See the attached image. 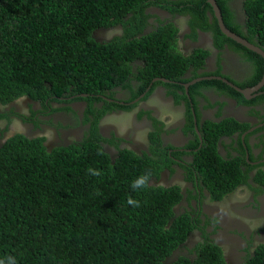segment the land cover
<instances>
[{"label":"trees","instance_id":"1","mask_svg":"<svg viewBox=\"0 0 264 264\" xmlns=\"http://www.w3.org/2000/svg\"><path fill=\"white\" fill-rule=\"evenodd\" d=\"M215 2L229 29L262 46L264 0ZM232 2L242 22L231 17ZM151 5L189 14L196 26L210 30L215 46L226 43L242 52L251 61L254 77L261 75L262 58L220 31L206 0H0V103L19 95L43 100L72 93L90 102L101 99L94 94L105 95L112 85L130 87L129 78L136 81L132 98L154 76L175 77L188 64L198 66L207 50L196 48L182 55L175 46V24L143 29L150 14L145 8ZM206 12L211 14V23ZM125 15L130 32L115 30L102 38L92 34L95 29L113 27ZM190 35H195L194 30ZM134 60L136 69L132 70ZM209 81L231 96L240 95L220 80ZM164 84L166 93H174L178 85ZM196 85L190 86V95ZM81 92L86 95H79ZM182 97L186 99V95ZM10 111L12 107L0 110V117L6 119ZM185 127L193 130L189 114ZM205 127L213 129L214 136L201 153L200 158L208 156L209 160L200 167V178L213 199L245 177L236 161L216 153L214 143L216 136L241 124L228 118ZM89 134L80 143L51 149L44 147L40 137L28 138L19 132L0 142L3 264H226L219 246L208 241L196 246L192 258L184 254L168 258L173 248L183 244L197 216L193 219L188 214L192 209L173 215L172 205L180 197L177 185L131 187L138 176H158L172 161L168 154L124 147L111 156L97 141L100 135L95 123ZM149 135L152 142L157 140V130ZM88 168L101 175H91ZM130 197L140 206L128 204ZM241 264H264V243Z\"/></svg>","mask_w":264,"mask_h":264},{"label":"flooded vegetation","instance_id":"2","mask_svg":"<svg viewBox=\"0 0 264 264\" xmlns=\"http://www.w3.org/2000/svg\"><path fill=\"white\" fill-rule=\"evenodd\" d=\"M230 5L233 20L242 22L238 12L235 11V3L232 2ZM146 8L145 11L150 14L146 16L143 29L150 30L158 24L172 22L177 27L176 39L178 46L176 45V47L181 53H193L194 49L203 48L202 46L205 44L203 42H207L205 47L207 54L202 57V62L198 67L199 75L204 77L213 74L222 75L242 87H250L257 83L260 77H254L253 67L248 60L244 59L243 53L229 48L225 43L215 46L210 30H204L196 26L194 19L190 20L189 14L180 11L170 12L167 8L158 5ZM195 9L197 8L195 7ZM206 13L208 15L207 19L211 23V14ZM188 22L195 26L190 28ZM108 28L111 27H102L95 29V31L100 30L104 36ZM191 30H194L195 35L190 38L188 35ZM261 47L264 50V43ZM191 66V64L188 65L189 68L185 70L182 77H185L189 71L192 72L193 67ZM189 77L194 78L197 75H190L185 78ZM127 81L130 87L122 86L123 83L112 85L104 91L105 95L94 94L100 95L101 99H93L90 102L89 99L79 98L75 96L76 93H72L68 96L67 94L62 96L53 95L43 100L34 99L27 95H19L6 103H0V110L13 108V112H8L6 119L0 117V142L14 132H20L28 138L40 137L41 143L47 149H51L57 145H66L83 139V135L87 133L88 129L91 128V123L94 122L101 137L99 142L103 148H111L110 155L116 154L114 145L112 146L109 141L110 137L117 140V146L126 143L135 151L146 149L145 146L142 147L141 145L144 140H148L149 144L155 149L162 147V151L164 149L172 160L171 162H173L171 163L173 168L171 174H175L170 176H174L172 179L179 187L180 197L183 198L184 191L188 190L185 197H192L189 202L196 208L198 206L202 207L204 205L202 199L206 194V190L198 181L202 178L200 167L204 168L205 161H208L209 158L206 156V159L197 167L192 166V162L201 149L207 148L210 141L203 134L202 139L197 138L196 145H187L189 139H185L184 142L180 143L178 139L186 135H189L188 137L192 136L191 133L184 131L185 108L183 99L180 103L168 101V97L164 98L163 96V87L161 86H154L147 93H145V89L131 98V91L134 90L136 81L133 78H129ZM195 83L198 87L192 92V98L201 100V95L205 94L209 100L217 99L221 101L223 99L221 114L223 113L224 117L235 119L241 124L240 128L229 131V134L219 136L215 143V151L222 157L237 159L241 168L246 171L247 181L259 190L254 195L256 202L250 197H243L244 202L233 203L230 194L225 193L219 199V203L223 207L217 206L219 207L217 209L215 206L216 210H206L207 213H217L218 215H216L215 220H209V225L205 224L201 229L196 230V239L201 237L203 240L217 242L224 249L227 239L233 237L229 234L232 229V233L237 230L242 233L241 238L247 246L252 243L257 245L259 242L264 241V81L254 90L239 92L238 97L224 92H217L204 81L199 83L196 79ZM81 93L78 94L86 95V93ZM73 96L75 97L72 98ZM132 102H135V104H132ZM130 103L132 106L123 107ZM164 109L169 110L173 117L164 116ZM135 111H141L137 119H135ZM207 112L209 110L203 112L204 117H209ZM71 115L75 118V122L72 120ZM156 119L160 122H155ZM199 121L201 120L199 119ZM5 123L6 128L3 129ZM155 129H159L158 135L160 138L157 136V140L152 142L149 138V131ZM7 130L12 132H6ZM137 131L139 135H137ZM117 136L121 137L116 138ZM185 167L190 170L192 182L185 178L189 174L188 170L185 172ZM162 168L164 169L160 171L159 177L168 180L169 177H166L168 176L166 173L168 169L165 166ZM151 182L155 184L156 180L151 179ZM172 184L174 183L171 181L169 185ZM180 202L183 203V200ZM251 202L255 203L256 206L252 205ZM186 208L188 209V207ZM206 212L201 210L199 219L201 215L206 216ZM188 214L194 219L196 212H189ZM240 214L244 215L245 218H250L255 224L253 226H241ZM192 236V231H188L185 236L188 238L184 240L185 243L183 242L185 246L180 245L179 248L185 250L190 244L188 241L192 239ZM237 248L235 247V253L239 256L242 252H239Z\"/></svg>","mask_w":264,"mask_h":264},{"label":"clouds","instance_id":"3","mask_svg":"<svg viewBox=\"0 0 264 264\" xmlns=\"http://www.w3.org/2000/svg\"><path fill=\"white\" fill-rule=\"evenodd\" d=\"M151 6H153V5H151ZM148 7H150V6H147V8ZM146 8V9H147ZM170 12H173V11H170ZM127 17H128V15H125V16H123V20L122 21H117L114 25L116 26H118V27H120V31L121 32H130L129 30H127L126 29V19H127ZM225 24V23H224ZM144 25V24H143ZM142 25V26H143ZM95 31V30H94ZM94 31H93V33L92 34H94ZM190 38L191 37H193V36H191L190 34L188 35ZM211 37H212V35H211ZM249 41V40H248ZM205 42H203V44H204ZM206 44H207V42L202 46L203 48H201V47H198V48H201V49H206L205 47H206ZM214 44V43H213ZM223 44V43H222ZM221 44V45H222ZM226 44V43H225ZM177 45V39H176V36H175V46ZM178 46V45H177ZM259 46V45H258ZM261 47V46H260ZM177 48V47H176ZM262 48V47H261ZM178 49V48H177ZM251 50V49H250ZM253 51V50H252ZM253 52H255V51H253ZM181 53V52H180ZM255 53H257V52H255ZM182 55H188V54H183V53H181ZM257 55L258 56H260L261 58L263 57L261 54H259V53H257ZM243 56H244V59H246V60H248L250 63H251V61L249 60V59H247L246 57H245V55L243 54ZM264 59V57L262 58V60ZM264 61V60H263ZM136 63H137V61L135 62V60L134 61H132V70H135L136 69ZM189 65V64H188ZM188 65L185 67V69L177 76H175V77H164V76H154V77H152L151 78V80L149 81V83H148V85L145 87L146 88V90L149 88V86L151 85V83L153 82V81H155V83H153L151 86V89L152 88H154V86L155 87H158V86H161V87H163L162 88V92H163V96H164V98H167L168 97V101H172V102H174V101H176L177 99H178V97H180L181 99H183V100H185L187 103H189V105L191 106V111H192V119H196V117H195V114H194V105H193V103H192V95H190L189 94V88H190V86L192 85V84H194L195 83V80L197 79L198 81H199V83L201 82V81H204L205 83H207V84H209V85H211L213 88L214 87H216L217 86V83H212V81H209V80H211V79H217V80H220V81H222V82H224L225 84H227L225 81H223L222 79H221V77H224V76H222V75H215V74H213V75H211V76H209V77H204V76H201V75H199V71H198V67H199V65L198 66H196L195 68H194V66L192 65L191 67H193L194 69H192V72L191 71H189L188 73H187V75L185 76V77H187V76H190V75H197V77H194V78H185V77H182V75H183V73L185 72V70L186 69H188L189 67H188ZM263 69H264V67H263ZM215 71H217L216 69H214ZM262 72H263V70H262ZM262 72H261V74H262ZM219 76H221V77H219ZM259 77H261V75L259 76ZM161 78H163V79H161ZM226 78V77H225ZM193 79H195V80H193ZM228 79V78H227ZM260 79V78H259ZM258 79V80H259ZM190 80H193L192 82H188V81H190ZM257 80V81H258ZM209 81V82H208ZM231 81V80H230ZM164 82H169V83H175V85H177L174 89V93H172V92H165L166 91V89H167V87L165 86V84H164ZM186 82H188L187 83V85L184 87V83H186ZM233 82V81H232ZM234 84H236L235 82H233ZM227 85H229V84H227ZM237 86H239L238 84H236ZM230 86V85H229ZM198 87V85H196L195 86V90H196V88ZM230 87H232V86H230ZM240 87H242V86H240ZM150 89V90H151ZM236 90V89H235ZM252 90H254V89H252ZM194 91V90H193ZM192 91V92H193ZM238 91V90H237ZM238 92H240V91H238ZM182 94L183 95H186V99L184 98V97H182ZM72 98H74V97H72ZM132 104L130 103L129 104V106H131ZM90 106V105H89ZM165 111H168L169 112V110H167V109H164ZM165 111H164V113H163V115L165 116ZM166 116H168V115H166ZM196 121H197V119H196ZM156 122H160V120H158V119H156ZM185 122H186V120H185ZM92 123H94V122H92ZM92 123H91V125H92ZM202 124L203 123H201V124H195V123H193V130H189V129H187L186 127H185V124H184V131H186V132H189V133H191V137H188L189 135H186V136H184L183 138H185V139H189L188 140V143H187V145H190V146H193V145H196V141H197V138L199 137V138H203V128H202ZM90 129L91 128H89L88 129V131H87V133L86 134H84L83 135V139H80V140H77L78 142H70V143H80V142H82L86 137H88L90 134H89V131H90ZM96 130H97V128H96ZM155 130H157V134H158V130L159 129H155ZM151 131H153V130H151ZM151 131H149V133L151 132ZM98 132V131H97ZM20 133V132H19ZM99 134V133H98ZM226 134H229V133H226ZM226 134H224V135H226ZM26 136V135H25ZM158 137H159V135H158ZM149 138H150V135H149ZM160 138V137H159ZM101 139V137L99 136L98 138H97V141H98V143H99V145L101 146V148H103V146L101 145V143L99 142V140ZM193 141V142H192ZM114 144L113 143H111L112 144V146L113 147H115V150L117 151V149L119 148H124V147H126V148H129V149H131L130 148V146L129 145H127L126 143H121V145L120 146H117V140H114ZM192 142V143H191ZM141 145H142V147H144L145 146V148L146 149H143V150H146V151H149V149H153V150H158V151H162V147H158V148H154V147H152L150 144H149V142H148V140H144V142H141ZM45 147V146H44ZM46 148V147H45ZM47 149V148H46ZM103 149H105V148H103ZM109 154L111 153V151L109 150V149H105ZM161 153H165V151H164V149H163V151L161 152ZM114 154H112L111 156H113ZM220 156V155H219ZM221 158H223L224 159V157H222V156H220ZM169 166V165H168ZM167 166H165V168H166ZM164 169V168H163ZM241 170L244 172V174H245V177H244V179L243 180H241V181H239V182H237L232 188L230 187L229 189H227V190H225V191H223L222 193H220L217 197L218 198H213V199H211V195H210V192H209V188H208V186L204 183V181L201 179L200 181H198V182H201V184H202V186L205 188V190H206V194H205V196L203 197V201H204V205L201 207V206H198L197 208L194 206V205H192L190 202H189V200L192 198V197H185V193L186 192H188V190H186V191H184V193H183V198H181V197H179L178 199H177V201L175 202V203H173V205H172V210H173V215L174 216H176V214H179L180 212H183V211H188V210H190V209H192L193 211H191V212H196V214L194 215V216H197V219H195V223H193L192 224V227L188 230V231H192V233H193V236L191 237L192 239H190V241H188V242H190V244L188 245V247L184 250V249H182V248H179L180 246H176L175 248H173L172 250H171V252H170V254L168 255V258L169 259H171V258H177L178 256H180V255H182V254H184V255H186L187 257H189V258H192L194 255H195V251H196V246L197 245H199V244H201L202 242H205V241H208V240H203L201 237L199 238V239H196L197 238V236H196V234H195V232H196V230H198V229H201L202 228V226H204L205 224H208V222H209V220H215V218H216V215H218L217 213H207L206 212V210H216V208L217 209H219V207H217V206H220V207H223L220 203H219V199H220V197H222L225 193H229L230 194V197H232L233 198V203L235 202V203H239V202H244L243 201V197H250L252 200H255V202L257 201L255 198H254V195L256 194V193H258V189H255L254 188V185H252V184H250L248 181H247V179H246V171L245 170H243L242 168H241ZM88 172L91 174V175H93V176H99V175H101V173H100V171L99 170H95V169H92V168H88ZM160 174V173H159ZM169 177H171V176H169ZM172 178H174V177H172ZM185 178L186 179H188V181H191L192 182V179H191V176L190 175H186L185 176ZM151 179H155L156 180V183L155 184H152V182H151ZM170 180H169V178H168V180H163L162 179V177H159V175L157 176V175H148V174H144V175H141V176H138L133 182H132V184H131V187H132V189L133 190H139V189H142V188H146V187H148V185H161V186H163V187H167V188H172V187H174V186H176V182H174L173 180H172V183H174V184H172V185H169L170 184ZM165 184V185H164ZM248 187H250V188H248ZM179 192H180V190H179ZM193 198H195V197H193ZM199 199H201L200 197H199ZM181 200H183V203L182 202H180ZM128 204H130V205H132L133 207H139L140 205H139V201H137V200H134V199H132L131 197L128 199ZM251 204L252 205H255L256 206V204L255 203H253V202H251ZM215 206H216V208H215ZM186 207H188V209L186 208ZM201 210L202 211H204V212H206V216L205 215H201L200 216V219H199V213L201 212ZM189 213V212H188ZM239 217H240V220H241V222H242V224H241V226H245V225H250V226H253L254 224H255V222L253 221V220H251L250 218H245V216L244 215H242V214H240L239 215ZM209 225V224H208ZM232 230V229H231ZM231 230H230V232H229V234H231L230 236H233L232 238H228L227 239V241H226V244H225V247H224V249H222L220 246H219V244L216 242L215 244L216 245H218L219 246V249H220V251H221V255H222V258L224 259V262L226 263V264H241L242 262H244L246 259H247V257H249V256H251L252 254H254L255 252H256V249H257V247H258V245H260V244H262V243H264V241H261V242H259V244H257V245H255V243H252L250 246H247V244H246V242L245 241H243V239L241 238V235H242V233L239 231V230H237V231H235V232H231ZM187 231V232H188ZM186 232V233H187ZM185 236H186V234H185ZM188 237H184V240L185 239H187ZM183 240V242L185 243V241ZM208 242H211V241H208ZM214 243V242H213ZM181 245H183V246H185L184 244H181ZM194 245H195V247H194ZM255 245V246H254ZM254 246V248H253V250H252V247ZM235 247H238L237 248V250L239 251V252H242L239 256H237L236 255V253H235ZM173 252V254H171ZM11 259V258H10ZM0 264H3V261H0ZM12 264H15V262L14 261H12Z\"/></svg>","mask_w":264,"mask_h":264},{"label":"rangeland","instance_id":"4","mask_svg":"<svg viewBox=\"0 0 264 264\" xmlns=\"http://www.w3.org/2000/svg\"><path fill=\"white\" fill-rule=\"evenodd\" d=\"M158 10V9H157ZM240 14V13H239ZM115 30H117V31H119L120 30V27H118V26H114V27H111V28H108V30L106 31V33H105V35L103 36L102 35V33L100 32V30H96V31H94V35H95V37L96 38H102V37H109ZM144 30H146V28L144 29ZM208 33V32H207ZM206 33V34H207ZM206 43V42H205ZM138 100V99H137ZM181 98L180 97H178V99L176 100V101H174V103H180L181 102ZM136 101V100H135ZM134 102H132V104H133ZM183 104H184V108H185V114H184V118H185V120H187V116H188V114L189 115H191L192 114V111H191V106L189 105V103H187L185 100H183ZM132 106V105H131ZM141 113V111H135V119H137L139 116H138V114H140ZM168 114V112H165V116ZM194 114H195V116H196V119H197V122L198 123H200V121H199V119L201 120V118H202V115H201V113L199 112V111H197V107H195L194 106ZM71 117H72V120L75 122V118L71 115ZM191 117H192V115H191ZM211 121H210V119L209 118H206V119H204V122H203V124H202V128H203V133L205 134V136H206V138L209 140V141H212V136H214L212 133H211V131H213V129H208L207 127H205V125L206 124H208V123H210ZM121 125H123V126H126L125 124H121ZM13 127L14 128H16L15 127V125H13ZM206 128V129H205ZM6 132H12L11 130H7ZM137 133V135H139V132L137 131L136 132ZM224 134H226V133H221V134H219L218 136H216L215 137V140H214V143H216V140H218L219 139V136L220 135H224ZM109 141L111 142V143H115L114 142V139H112L111 140V137L109 138ZM107 149H109L111 152H112V150H111V148H107ZM207 149V148H206ZM202 151H203V149H201L200 151H199V153L196 155V157H195V160L192 162V166H194V167H197L202 161H204L205 159H206V156H203L202 158H200L201 157V153H202ZM205 154V153H204ZM224 159H226V160H229V159H231V160H233V161H236L237 162V159L235 160L234 158H227V157H224ZM171 163H173V162H168L167 164L168 165H170L171 166ZM237 164H238V166H239V168L241 169V166H240V164L237 162ZM184 167V166H183ZM188 170V172H189V174L188 175H190V170H189V168L188 167H185V172ZM175 173H173V174H168V175H174ZM171 177H174V176H171ZM169 178V180L170 181H172L173 179L172 178Z\"/></svg>","mask_w":264,"mask_h":264},{"label":"water","instance_id":"5","mask_svg":"<svg viewBox=\"0 0 264 264\" xmlns=\"http://www.w3.org/2000/svg\"><path fill=\"white\" fill-rule=\"evenodd\" d=\"M206 1H208V3L211 5V9H212L214 17L216 18V22H217L218 28L220 29V31L224 35H226V36L230 37L231 39L235 40L236 42L242 44L246 48L251 49V50L261 54L264 57V50L260 46L248 41L245 37L239 35L235 31L229 29L224 24L222 16H221L220 9H219L217 3L215 2V0H206ZM219 77H221V76H219ZM161 79H163V78H161ZM221 79L223 81H225L227 84H229L230 86H232L234 89H236V90H238L240 92H245L247 90L256 89L259 85L262 84V82L264 81V69H263L261 77L257 81V83H255L253 86H250V87L237 86L236 84H234L232 81H230L229 79H227L225 77H221ZM193 80H195V79H193ZM193 80H190L188 82H192ZM188 82L184 83V87L187 85ZM81 94H84V93H81Z\"/></svg>","mask_w":264,"mask_h":264},{"label":"crops","instance_id":"6","mask_svg":"<svg viewBox=\"0 0 264 264\" xmlns=\"http://www.w3.org/2000/svg\"><path fill=\"white\" fill-rule=\"evenodd\" d=\"M214 90L217 91V92H224V91H220L219 88H217V86L214 87ZM223 101H224L223 99H221V101H218L217 99L209 100L208 97H207V95H205V94H202L201 95V100H198L196 98H192L193 105L195 107H197V111H199L201 113V115H202V118H201V121H200L199 124L203 123L204 122V119H206V118H209L210 121L212 123H215V124H219L223 120L228 119V117H224L225 115L223 113L221 114V112H220V110H221V104H222ZM213 105H215V106H213ZM206 110H209V112H207L208 115H209V117H204L203 112L206 111ZM165 112H168V111H165ZM167 115L170 116V118L173 117V114L172 113H169L168 112ZM193 123L198 124V122L196 121L195 118L193 119ZM184 124H186V122H184ZM178 141L180 143L181 142H184L185 141V138L178 139ZM166 169H168V171L166 172L167 175L168 174H171V171L173 170L172 166H167ZM169 176L170 175H168L166 177H169Z\"/></svg>","mask_w":264,"mask_h":264}]
</instances>
